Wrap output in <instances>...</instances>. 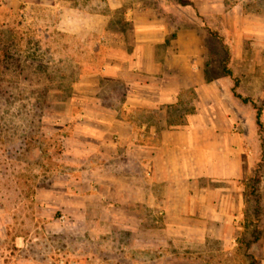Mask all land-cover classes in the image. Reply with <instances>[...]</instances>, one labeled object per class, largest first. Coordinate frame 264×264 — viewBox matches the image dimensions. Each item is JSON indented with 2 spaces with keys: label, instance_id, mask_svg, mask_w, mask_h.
<instances>
[{
  "label": "rangeland",
  "instance_id": "rangeland-1",
  "mask_svg": "<svg viewBox=\"0 0 264 264\" xmlns=\"http://www.w3.org/2000/svg\"><path fill=\"white\" fill-rule=\"evenodd\" d=\"M222 1L226 9L240 5L244 12L264 14V0ZM145 27L161 29L167 40L175 38L170 43L177 55L173 62L188 54L196 66L192 70L215 79L226 77L225 66H235L230 56L237 44L230 23L221 15H203L190 0H0V264H7L17 249L19 234L30 237L31 255L48 248V256L59 257L60 248L67 258H75L77 239L84 246L89 239L92 264H107L109 255L119 260L120 247L129 241V227L137 220L110 219V206L98 204L90 207L89 218L74 213L72 180L84 177L79 166L83 169V158L89 156L85 145L76 148V137L122 134L110 128L109 116L127 110L121 104L126 85L109 73V65L121 57L128 64ZM179 33L183 37L177 42ZM252 46L244 44L253 53L264 51L262 45ZM124 76L135 80L143 73ZM253 93L249 101L239 98V113L247 122L243 129L255 128L253 134H259L250 140L254 166L239 183V216L226 224V237L212 234L193 240L191 248L175 240L178 262L250 264L252 258L251 264H261L264 100L259 99L262 91ZM196 98L192 87L185 90L179 102L162 108L156 124L183 122L195 110ZM155 223L149 220L145 227ZM218 224L208 226L214 232Z\"/></svg>",
  "mask_w": 264,
  "mask_h": 264
},
{
  "label": "crops",
  "instance_id": "crops-1",
  "mask_svg": "<svg viewBox=\"0 0 264 264\" xmlns=\"http://www.w3.org/2000/svg\"><path fill=\"white\" fill-rule=\"evenodd\" d=\"M190 1L203 15H221L230 23L232 40L235 38L237 44L230 56L235 64L231 71L238 85L234 87L227 76L205 80L203 72L192 70L196 66L188 54L182 53L180 62H173L177 55L170 43L175 38L167 40L159 28L141 30L127 65L124 57L112 60L109 73L121 77L126 85L121 104L127 110L109 116V123L122 134H79L76 148L82 150L85 145L89 159L83 158L86 169L79 166L84 177L78 174L72 180L76 188L72 202L78 218H89L90 207L98 204L110 206V219L137 220L129 227L132 236L120 247L119 260L109 255L107 264H191L175 259L174 241L191 248L193 240L201 242L212 234L226 237V224L239 216V183L254 166L250 140L259 136L253 134L255 128L243 129L247 122L239 113V98L249 101L255 96L253 92L262 91L259 99L264 100V51L253 53L245 50L244 44L264 46V14L244 12L240 5L226 9L222 0ZM178 35L177 42L183 37ZM239 63L244 66L240 68ZM132 71L143 73V78L124 76ZM190 87L197 95L195 110L183 122L158 126L155 120L162 108L179 102ZM233 87L240 97L233 93ZM85 183L87 189L83 188ZM234 189L236 198L231 202ZM146 220L157 224L146 228ZM211 221L219 223L214 232L208 226ZM25 236H16L17 249L7 264L93 263L89 239L84 240L86 246L77 239L75 258H67L60 248L59 257L48 256L47 251L52 253L48 248H39L38 255H31L30 237ZM260 262L264 264V257Z\"/></svg>",
  "mask_w": 264,
  "mask_h": 264
},
{
  "label": "trees",
  "instance_id": "trees-1",
  "mask_svg": "<svg viewBox=\"0 0 264 264\" xmlns=\"http://www.w3.org/2000/svg\"><path fill=\"white\" fill-rule=\"evenodd\" d=\"M180 1H181V0H179V2H180ZM228 59H229V57L227 58V60H228ZM223 72H224V74H225L226 76H228V77L231 78L234 87H236V86L238 85V78L232 73L231 69H229V68H227V67L225 66V67L223 68ZM204 77H205V80H210V79H211L210 77H208V75L206 74V72L204 73ZM234 87H233V89H232L233 93H234L236 96L240 97V95L237 94V93L235 92ZM242 99H243V101H248V98H246V97H243ZM257 123L259 124V126L261 125V123H260L258 120H257ZM252 261H253V259L251 258V260L249 261V263L251 264Z\"/></svg>",
  "mask_w": 264,
  "mask_h": 264
}]
</instances>
